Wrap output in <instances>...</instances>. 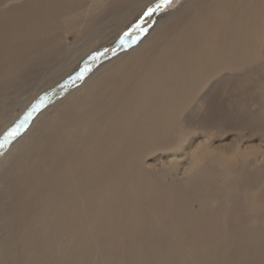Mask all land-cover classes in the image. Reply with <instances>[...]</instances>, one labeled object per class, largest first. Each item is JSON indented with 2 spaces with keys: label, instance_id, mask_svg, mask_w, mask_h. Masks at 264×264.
<instances>
[{
  "label": "bare ground",
  "instance_id": "obj_1",
  "mask_svg": "<svg viewBox=\"0 0 264 264\" xmlns=\"http://www.w3.org/2000/svg\"><path fill=\"white\" fill-rule=\"evenodd\" d=\"M160 1L0 0V128L41 107L0 158V264H264V167L201 160L228 118L264 135V0H184L41 104Z\"/></svg>",
  "mask_w": 264,
  "mask_h": 264
},
{
  "label": "rangeland",
  "instance_id": "obj_2",
  "mask_svg": "<svg viewBox=\"0 0 264 264\" xmlns=\"http://www.w3.org/2000/svg\"><path fill=\"white\" fill-rule=\"evenodd\" d=\"M160 2H158V3H160ZM183 2H184V0H171V3L169 5H167V6L163 7V8H160L152 16H150V17L147 16V19H144V18L141 19V20H143V25L142 26L146 29V33L140 34L139 41H137L135 43H132L131 41L126 40L122 44L121 43V38L124 37L126 32H128V31H125L121 35V38H120V40L117 43H113L112 45H109V46L105 47L96 57L84 60L82 62V64H81V66L77 69V71L75 73L70 75L66 80L59 81L58 84L56 85L57 87H55V89L50 94H47L46 99L44 101L42 100L41 104L45 105L46 101L48 99H52V98H54L56 96L57 97L55 99L58 100L60 98V96H63L65 94H66V96H67V94L71 95L78 87H80V85L82 84L81 82H83L86 78H89L95 72L101 70L102 68H104L105 66L110 64L111 62L115 61L117 59V56L118 57L120 56V58H122V57L134 52L136 50V48L138 46H140V44H142V42L145 43L150 38H152L153 35L152 36L150 35L151 37L149 38L148 34L156 26L158 20L161 19V17L163 18V16H167V15L172 14L173 12H175V10L177 8H179V6L182 5ZM141 20L138 23H140ZM138 23H136V24H138ZM136 24H134V26ZM134 26H133V28H134ZM144 36H145V40L146 41H143L144 40ZM132 39H135V34L133 35ZM122 54H123V56H122ZM120 58H118V59H120ZM81 73H83V78L82 79H77V77H79L81 75ZM222 84H223V86L224 85L225 86L229 85L228 81H225ZM54 100H50L49 103L45 106V108L47 106H49V105L50 106L53 105V103L56 102V100H55V102H54ZM211 102H213V101H211ZM39 110H41L40 106H38L36 108L35 112H33L32 110H30V111L29 110L21 111L20 108H18V109L14 108L13 118L15 117L16 119H15V122H14V119L12 118V123L13 124L11 123V127H9V130L13 129L21 121H23L24 118L30 112L32 113V115L28 119V122L26 124H24L23 128L20 129L19 135H17L15 137V139H12L10 142H8L6 144L4 143L2 138H4L3 136H5L8 133L7 132L8 129L5 130L6 131L5 132V131H3L2 128H0V140L2 139L1 142H0V158L4 154L7 155V153H10L11 151H13L14 147L17 144V141L20 140V139H21L20 141H22L26 137V135H27V133H28V131L30 129V126L32 124V120L34 119V115L33 114L39 112ZM218 113H219L218 110H216V114L214 112L216 118L217 119H221V114H218ZM237 120H238L237 122L239 123V127L238 128L239 129L242 128L240 132L236 131V130H231V129L234 128L235 121L232 118H228L226 120V122L224 123V125L218 127V129L212 133L213 135H212L211 139L209 140V142H207L206 144L204 142H202L201 149L202 150L204 149V151H202V150L201 151L204 152V154H201L202 155L201 156V160H204L205 154L210 155V157H212V155H211L212 153L209 154L210 151L212 150V147H211L212 144L214 145V148L218 147V146H224V147L227 146L228 147L229 144L232 142V140L238 138V139H241V140H239V142H242V141L243 142H242V144L239 143V142L237 143V145H238L237 155H239L240 158H242V159H246V160H249L250 162H253V164H255L256 166H261V168L264 167V135L261 134V138H258L256 133H255V131L252 130V128H249L248 126H246V121L240 120V117H238ZM24 133H26V134H24ZM22 134H23V136H22ZM236 134H238V135H236ZM233 135H235V137ZM211 141H212V143H211ZM221 142H222V144H221ZM12 144L14 145L13 147H12ZM10 145H11V147H10ZM244 146L247 147L248 149L244 148ZM9 147H10V149H9ZM187 147L189 148V146H187ZM196 147H197V145L193 146V148H196ZM242 148H243V150H242ZM215 153H216V150H215ZM249 153H250V155L247 156ZM214 154H213V158H214ZM220 159H221V161L224 160V161H222V163L223 164H227V165L231 164L232 161H233V159L231 157L230 158L221 157ZM0 160H2V159H0ZM181 161L182 160H180V159L177 160V162H179V163ZM184 161H185V159H184ZM153 165L154 166L155 165H159V162L155 161L153 163ZM179 166L180 165L177 164L176 167H174V168L169 170V174L166 177V181L167 182H172V181H175V180L183 179V176L181 175L183 167L180 166V167H182L180 169ZM263 191H264V186H262L261 190H260L261 197H263V195H264ZM192 207L193 208H191V209L194 212L199 210V204H197V203H194Z\"/></svg>",
  "mask_w": 264,
  "mask_h": 264
},
{
  "label": "snow or ice",
  "instance_id": "obj_3",
  "mask_svg": "<svg viewBox=\"0 0 264 264\" xmlns=\"http://www.w3.org/2000/svg\"><path fill=\"white\" fill-rule=\"evenodd\" d=\"M171 3V0H161L160 3H157L154 8H149L147 12L144 14L145 16H152L155 12H157L160 8H163ZM143 25V20H141L140 23L136 24L134 28L126 32L124 37L121 38V43L123 44L126 40L131 41L132 43H135L139 41L140 39V34L146 33V29L142 26ZM135 34V39L133 38V35ZM87 70V69H86ZM83 78V73L77 79H82ZM38 106H34L32 111L35 112L36 108ZM32 113L30 112L23 121H21L16 127L11 129L3 138L4 143L10 142L12 139H15L17 135H19L20 129L23 128L24 124L28 122V119L31 117Z\"/></svg>",
  "mask_w": 264,
  "mask_h": 264
}]
</instances>
